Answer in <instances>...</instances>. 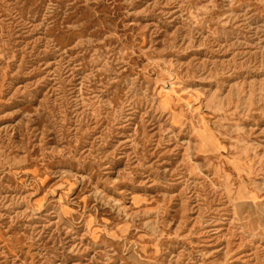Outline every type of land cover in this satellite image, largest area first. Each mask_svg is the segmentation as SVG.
I'll list each match as a JSON object with an SVG mask.
<instances>
[{
	"label": "rangeland",
	"instance_id": "obj_1",
	"mask_svg": "<svg viewBox=\"0 0 264 264\" xmlns=\"http://www.w3.org/2000/svg\"><path fill=\"white\" fill-rule=\"evenodd\" d=\"M0 264H264V0H0Z\"/></svg>",
	"mask_w": 264,
	"mask_h": 264
}]
</instances>
